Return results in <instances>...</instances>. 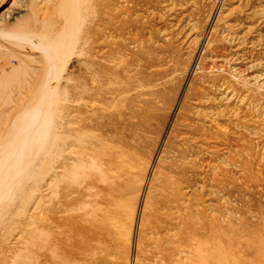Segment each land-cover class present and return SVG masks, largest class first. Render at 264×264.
Instances as JSON below:
<instances>
[{
	"label": "rangeland",
	"instance_id": "374dc122",
	"mask_svg": "<svg viewBox=\"0 0 264 264\" xmlns=\"http://www.w3.org/2000/svg\"><path fill=\"white\" fill-rule=\"evenodd\" d=\"M35 107L75 118L94 156L65 161L61 228L33 245L30 145L0 264H264V0H0V125Z\"/></svg>",
	"mask_w": 264,
	"mask_h": 264
},
{
	"label": "bare ground",
	"instance_id": "6f19581e",
	"mask_svg": "<svg viewBox=\"0 0 264 264\" xmlns=\"http://www.w3.org/2000/svg\"><path fill=\"white\" fill-rule=\"evenodd\" d=\"M36 108L38 107H35L30 111V114L32 116L30 115L29 118H16L14 120L11 119L10 121L6 120L7 118H5L0 125V217L2 213H11L13 200V197H11V193H13L12 191L13 188H15L16 184L18 185V183L22 180L30 178L33 174V171L26 172L25 170L26 165L30 163L29 161H26L27 152L30 151V145H32V143L33 145L37 144V149L41 154L38 161H40L39 164L42 168L43 174L41 179V181L43 182V190L41 191L43 192L41 193V195L37 196L38 201H33L28 215L30 221L29 225L32 227V230L37 236H33V245H36L35 243L40 241L39 239H37L39 238L37 235L38 231L40 229H45L46 225L51 226L54 224L57 225L58 230H60L61 228L63 218H57L56 216L60 212H62L64 207L62 206L63 196L61 189L66 185V183L69 184V181H66L67 179H60L63 170L67 169V164L65 163V161H70V164L72 165L75 164L71 167H75L77 170V168H82L80 166L84 165V163H87L89 158L92 159L91 156H94V153L90 151L92 145L94 144L93 138H83L85 137V135H78L77 133H74L77 130L76 127H73L75 125V118L73 120H69L71 117L69 116V118L67 117L69 121H66L65 116L67 115L54 116L52 117L53 119H51V116L39 117L41 111ZM29 166L30 165H28V167ZM72 173L73 172H71V174ZM75 174H73V177L75 176ZM84 177L80 178L82 183H85V185H89L88 181H86ZM119 177V175H112L110 176V179L106 178L102 180L104 181V185L101 187V189H99V192L102 191V195H105L104 204H111L112 202H114L115 205L114 211H108L104 213V218L107 219L108 221L106 222L109 223H112V221L109 220L115 219V215L118 214L117 211L119 210V204L117 203V200L121 196V192L126 188V186L122 185L123 182L119 180ZM16 178L17 181L15 180ZM76 179H69L72 181V183H70L69 185L72 186L74 183L73 181H75ZM86 188H88V186ZM6 200H8V202H6L7 204L3 207L2 204ZM39 201L43 203L42 205L47 204L44 210L40 212L42 213V215L35 211L37 209V204H39ZM95 212L97 211L93 210V213ZM101 236V233H97L95 230H92L89 238L92 240H101Z\"/></svg>",
	"mask_w": 264,
	"mask_h": 264
}]
</instances>
